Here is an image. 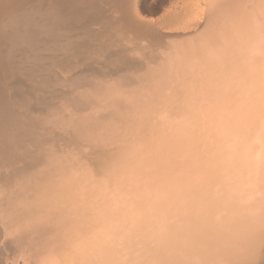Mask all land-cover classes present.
<instances>
[{
	"label": "bare ground",
	"instance_id": "obj_1",
	"mask_svg": "<svg viewBox=\"0 0 264 264\" xmlns=\"http://www.w3.org/2000/svg\"><path fill=\"white\" fill-rule=\"evenodd\" d=\"M255 101L264 0H0V264H264Z\"/></svg>",
	"mask_w": 264,
	"mask_h": 264
},
{
	"label": "rangeland",
	"instance_id": "obj_2",
	"mask_svg": "<svg viewBox=\"0 0 264 264\" xmlns=\"http://www.w3.org/2000/svg\"><path fill=\"white\" fill-rule=\"evenodd\" d=\"M234 97H235V96H232V98H231L232 101L229 100V102L231 103V105L228 103L230 106H234V107H232L233 109H236V108L238 109L237 106H240V108H241V106H244V105H249V106H251V104H250L251 102H250V103H249V102H248V103H247V102L242 103L243 100H242V101H237V102H234V103H233V101L235 100ZM235 98H236V97H235ZM255 102H256V101H255ZM255 102H252V103L254 104ZM240 103H241V104H240ZM259 103H260V102H259ZM259 103L256 102V103H255V107L258 106L257 108H262V109H263V108H264V103H263V101L261 102V104H259ZM243 104H244V105H243ZM253 104H252V105H253ZM235 106H236V108H235ZM259 106H260V107H259ZM241 115H243V114L241 113ZM244 115H245V113H244ZM238 117H239V116H238ZM224 122H225V121H224Z\"/></svg>",
	"mask_w": 264,
	"mask_h": 264
}]
</instances>
